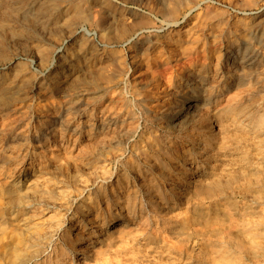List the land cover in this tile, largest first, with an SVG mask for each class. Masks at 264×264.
Masks as SVG:
<instances>
[{
    "label": "rangeland",
    "instance_id": "rangeland-1",
    "mask_svg": "<svg viewBox=\"0 0 264 264\" xmlns=\"http://www.w3.org/2000/svg\"><path fill=\"white\" fill-rule=\"evenodd\" d=\"M23 1L24 0H0V72H3V73L5 72L7 75H9V76H7V78L11 79L10 74H12L14 71L19 70V71H21V74L17 78H15L16 80L14 83H16V82L18 83L19 80H20V82H24V83H27L29 81V83L27 85H23V86L27 87V89L29 90L28 99L25 101V103L24 102L22 103L26 107V109H28L27 114H26L27 116L23 119L22 122H20L19 126L22 128L18 127L17 128L18 131L16 130L15 133L16 132L19 133L20 134L19 137L21 136V134H22V136L26 135V136H30L31 138L37 137V139H35V140L33 139L31 141L33 148H31L30 153L31 154L42 153L41 154L42 161H40L39 167L40 168L47 167L48 165H50L52 163L61 162V161H63L65 163L66 167L68 166L67 167L68 170H67V168L65 169V167H64L62 169L63 171H61V169L60 170L58 169V171L53 170L54 173L52 171L51 173L48 174V178H51L52 181L55 180L56 183L58 184V187H56L54 194H53L54 196L52 198H55L56 196H57V199L59 198L60 192L58 190H60V189L61 190L64 189L62 191L60 190L61 193L62 192L66 193L68 189H71L70 191L68 190V192H67V194H70V193L71 194L66 197L68 208L67 207H66V209L62 208L59 205V203L57 202L58 200L56 201L57 203L55 205L57 207L54 208L55 210L53 212L55 214L57 212H60L57 214H60L58 216L63 218V220H62L63 226L60 229V231L58 232L59 235H57V237H55L56 240L54 239L52 246L49 247V250H52L53 248H57L55 250L60 251L61 248L63 247L64 243H68L70 239L78 240L83 236L87 237V236L91 235L89 233V231H90L89 228L91 227V224L95 220L103 221L104 218H110L112 216V214L110 213V210H111L110 207H112V203L115 199H122L123 196H127V195H133V198L136 197L135 199H138V201L139 200L145 201V198L148 197V195H149V197H154V199L157 198L156 196H153V194H154L153 192L152 193L146 192V188L150 184H154V183L156 185V188H158L157 183L159 182L160 176L163 173L164 168L165 169L167 168L168 170L171 168L170 171H172V175H174V176H171L170 178L173 181H170V183H168L165 186L163 184H160L159 185L160 190L157 189L158 193L163 194L164 192H166L168 190L166 193L169 192V194H170L171 193L170 192L171 182L177 181L179 179H186L185 181L187 182L188 185L186 187H184L185 189L182 188L183 191L181 189H175L173 191V193L170 194V199H168L169 203L166 204L167 203L166 202L163 207H160L159 212H154L152 214V211L147 209L148 211L144 214V216H139L140 215L139 213L136 214V216H135L136 218L133 217L134 223H132L130 225V230L126 231L125 233L123 231L115 230V228H111L109 230L110 232L106 233L108 236L107 235L101 236L99 241H95V242L93 241L92 243L88 241V246L90 248H92V249L94 248V250L98 249L97 250V251H99L98 257L100 259H102L103 261L99 260L95 255L83 256V254H81L79 252H74L70 257L67 258L66 264H82V261H83V264H93V263L95 264L96 260L98 262L97 264H101V263H103V264H107V263L108 264H111V263L112 264H120L121 262H123L121 264H195V263L196 264H237L239 261H241V262H239L238 264H264V260H263L264 259V231H263V233L261 231H260V233H257L259 231H257L256 229H254L252 226L248 225V223H247L248 218H250L251 215H252V217L258 216V217H261L264 219V188L262 187V185L264 186V184H263L264 183V177H263L264 174L260 173V172L264 171V162H263L264 157L258 156L259 154L264 156V154H263L264 153V146H263V144H264V133H263L264 126H260V125L256 124L255 120H254L255 115L258 116L264 112V42H263L264 41V0H260V1L259 0H252V1L251 0H245L246 2L242 1V0H225V1L224 0H222V1L221 0H214V1L213 0H210V1L205 0V1H202L201 4L199 5V8H200L199 9L200 10L199 15H198V17H194L193 23H191V26L192 25L194 26L196 24V23L194 24L195 20H197V22L204 20V23L202 24V25H204V28L202 25H200L196 29V31H197L196 34L201 37V42H200V44H196L197 46L195 45L196 48H193L192 50H189L185 53H184V51H182V53L180 55H179V51H178L179 49L176 46H174V44H172V41H170L169 36L163 35V32H164V34L165 33L169 34V33H174L178 30L181 31V29L185 28V27H183V24L187 23V21L184 22L185 16H183L182 14H180L177 17V19H178L177 23L178 24L180 23L181 25H178L175 22L173 23L174 19H172L171 17L166 15V11L172 5V0H150V1L149 0H109L110 2H112V5H113L111 7H106L105 3H103L106 0H83L81 6L84 9V13H86V17H84L83 19L78 18V15L76 13L77 11H76L74 5H72L73 0H41V1L40 0H38V1L37 0H25L24 2ZM53 1H55L56 4L51 5L50 3ZM101 4H103L105 7L102 8ZM165 4H166V6H165ZM6 6H8V7H6ZM164 7L165 8L167 7V8L165 9ZM3 8L4 9L6 8L5 9L6 12L3 11ZM208 9H209V11H210V9L211 10L216 9L218 11H223L221 14L218 15V17L224 16V20L227 22L229 21V23L224 24V28L226 30L225 33L222 32V33H218L217 35L212 34V28H210L211 25L209 27V24H210V21L212 18L210 19V18L206 17L207 12H209ZM40 10H42V11H40ZM128 10H129V12H128ZM52 11H53V13H52ZM117 11L119 14L117 13ZM195 12L196 11H194V14H195ZM236 13H238V14H236ZM103 14H105V15H103ZM43 16H45V17H43ZM137 16H139V17H137ZM71 17H72V20H71ZM40 18H42V19H40ZM75 19H76V21H75ZM254 20L261 21V24L258 26V28L257 27L255 28V31H254L255 33H251V31H250L251 29H249V28L251 27V23ZM77 21H78V23H77ZM242 22H243V24H241ZM248 23H249V25H248ZM238 24H240V25H238ZM242 25H243V27H242ZM230 26H232V27H230ZM121 27L127 28V30H129L128 31L129 33L127 34L126 40L121 43L122 45L120 43L119 44L116 43L117 42L116 38H118L116 34H118L119 30L122 29ZM181 27H183V28H181ZM108 29H110V31ZM153 29H154V31H153ZM171 29L173 32L171 31ZM229 29L231 31H228ZM233 31L235 34L231 39L234 40V43L236 46H238V45L242 46L246 42V44H248V46L252 48L251 49L252 52L249 51L247 53V56L244 58L248 64L249 63L251 64V62H252L250 67L244 66L245 64H241V61H242L241 51L239 52L235 48L232 49L229 45V43L231 41L230 42H228V41L231 39L229 37H227V35H229L230 33H233ZM115 32H116V34H115ZM74 33H77L76 36ZM157 34H160V41L159 42H155V38H156ZM72 35H74V36L72 37ZM82 35L84 36V38ZM260 35H261V37H260ZM251 36H253V38ZM106 38H109V39H106ZM258 38L262 40V43L257 42ZM85 39H87V40H85ZM239 39H240V41H239ZM83 44H84V46H83ZM110 45H111V47H110ZM41 46H43L44 48L49 47L51 50L50 51V53H51L50 58L48 60H46V62L44 60H42V54L40 51ZM96 46H97V48H96ZM208 47H210V48H208ZM162 49H164V50H162ZM196 50H198V51H196ZM231 50H232V52H231ZM96 51H98V52H96ZM174 51H175V53H174ZM228 51H230V52H228ZM254 52H256V53H254ZM104 53H105V55H104ZM171 53H172V55H171ZM100 55H101V57H100ZM114 55H116V57ZM211 55H212V57H211ZM78 58H79V60H78ZM256 58H258V59H256ZM115 61H117V62H115ZM213 61H214V63H213ZM150 62H152V63H150ZM259 62H260V64H259ZM122 63H124V64H122ZM220 63H221V65H219ZM105 65H107V66L104 67ZM110 65H112V66H110ZM253 65H254V67H253ZM100 66H101V68H100ZM121 68H123V70ZM249 71H253V72L251 73ZM102 74H104V75H102ZM242 74H244V75H242ZM227 75H229V76H227ZM120 76H121V78H120ZM225 76H227V77H225ZM81 77H83V78H81ZM100 78H101V80H100ZM252 78H254L255 80ZM72 79L74 80V82ZM261 79H263V80H261ZM209 80L212 82H210ZM9 82H11V81H9ZM57 82H59V83H57ZM61 82H63V83H61ZM87 82H92V83H87ZM81 84H84V86ZM86 84H87V87H86ZM63 85H65V86H63ZM178 85H179V87H178ZM177 88H178V90H177ZM83 89H85V90H83ZM257 89H259V90H257ZM248 90H249V92H248ZM108 91H109V93H107ZM224 91H226V92H224ZM36 92H38V93H36ZM176 92L177 93L179 92V93L177 94ZM56 93H58V94H56ZM256 94H257V97L259 99L256 98ZM51 96H52V98H51ZM54 96H55V98H54ZM241 96H242V98H241ZM68 98H70V99H68ZM76 98H77V100H75ZM126 98H128V99H126ZM66 99H68V102H69V103L67 102V104L65 101ZM59 100L61 101L60 107H59L60 109L55 110L54 104L59 102ZM100 100H102V101H100ZM113 101H115V102H113ZM187 101H189V102H187ZM245 101H247V102H245ZM112 103H114V104H112ZM226 103H236L237 106H234L233 112L229 113L227 120L225 119V121H224V123H226V125H228L230 127L228 133L222 134V138L224 137L223 140L225 142V143H223L224 147L219 148V149L212 147L211 150H212L214 156L209 161L207 158V155L205 154L206 151L203 148L201 149L202 145L200 144V140L202 138L204 141L208 140L207 143H209V141L210 142L213 141L212 137L209 136L208 134H206L205 136L202 134L210 132V120L212 118H215V115L220 111V108L222 110ZM246 103H247V105H245ZM250 103H252V104H250ZM84 104H86V105H84ZM192 104H196L195 109L189 113L192 115L189 116V114H187L188 118L186 115V116H181L178 119H174L176 114H179V112L182 109H185L188 106L190 107ZM68 105L72 106V107H69ZM73 105H74V107H73ZM115 105H116V108H115ZM170 105L172 106V108H170L171 107ZM104 106H107V107H104ZM248 106L250 109L248 108ZM76 107H78V108H76ZM81 107H83V108H81ZM133 107H134V109H133ZM174 107H175V109H174ZM97 108H98V110H97ZM215 108H216V110H215ZM44 109H45V111H44ZM178 109H180V110H178ZM202 112H203V114H202ZM114 113H115V115H114ZM121 113H122V115H121ZM156 113L158 115H156ZM70 114H72V115H70ZM123 115H124L125 120L123 118ZM154 115H156V116H154ZM246 115H248V117ZM210 116H211V118H210ZM245 116L247 118H245ZM153 117L155 120L153 119ZM158 117H159V119H158ZM70 118H71V120H70ZM145 118H147V119H145ZM160 118L162 119L161 121H160ZM43 119H45V120H43ZM100 119L102 121H100ZM129 119H130V121H129ZM165 119H166V121H165ZM242 119H243V121H242ZM152 121L153 122L155 121V122L152 123ZM129 122L131 124L130 126H129ZM174 122H177V123L174 124ZM181 122H182V124H181ZM245 122H247V123H245ZM127 124H128V126H127ZM229 124H231V125H229ZM86 125H87V127H85ZM168 125H169V127H168ZM186 127H187V129H186ZM155 128H157V129H155ZM252 128H254V129H252ZM88 129L89 130L94 129L96 133H98V131L102 132L103 130L106 133L109 132L108 133V139L112 140L111 141L112 146L108 147V153L103 155V157L101 156L102 159L100 158L101 160L98 163L99 165L96 167L88 166L86 163H85L86 164V166H85L81 162L80 163H74L75 157H76V156L74 157V155L76 154L75 153L76 151H79L80 153H82L83 151L87 152V151L93 149V144L88 143V142H90V140L92 138L91 139H85L86 132H88L87 131ZM135 129H137V130H135ZM152 129H154V131ZM171 129H173V130H171ZM160 130H161V132H160ZM192 130H193V132H192ZM214 130H217L216 125H213L212 131H214ZM62 132H64V133H62ZM189 132H191V133H189ZM253 132H255V133H253ZM244 133L247 136L246 138L241 137L242 134H244ZM82 134H84L85 136ZM174 134H176V135H174ZM227 134H229V136H226ZM257 134H258V136H257ZM113 135H115V137ZM144 135L147 137H145ZM176 136H178V137H176ZM256 136H257V138L259 137L258 138L259 143L256 140L257 139ZM260 136H261V140H260ZM110 137H112V138H110ZM72 138H73V140H72ZM146 138L148 140H146ZM183 138H185V139H183ZM188 138H190L191 140ZM170 139H171V141H170ZM87 140H88V142H87ZM47 141L49 144L47 143V146L44 145L45 146L44 147L43 144H44V142H47ZM246 141L247 142L249 141V142L247 143ZM262 141H263V143H262ZM117 142H119V143L117 144ZM133 143H134V145H133ZM152 143H154V144H152ZM160 143L164 145L163 148L160 147ZM72 144L74 146H72ZM61 145H63V146H61ZM69 145H70V148H69ZM19 146L21 147V149H24V146H22V144H19ZM182 146H183V148H182ZM64 147H66V148H64ZM121 147H122V150H121ZM140 147H142V148H140ZM254 147H257V148H254ZM76 148H78V149L76 150ZM83 148H84V150H83ZM65 149H67V150H65ZM177 149H178V151H177ZM54 150H55V152H54ZM135 150H136V152H133ZM56 151H58V152H56ZM65 151H67V152H65ZM113 151H117V152L120 151V152H118L119 157L118 156L113 157L111 155V152H113ZM147 151H149V152H147ZM257 151H258V153H257ZM173 152H174V154H173ZM175 152L178 154H175ZM191 152H194L195 154L194 153L192 154ZM252 152H253V154H252ZM141 154L144 156V158H143V156H141ZM165 154H166V156H165ZM148 156H150V157H148ZM181 157L184 159H182ZM195 157H196L197 161H195ZM259 157H261V158H259ZM66 158L68 161L66 160ZM172 158L174 159L175 162L173 161ZM257 158H258V160H257ZM145 159H146V161H145ZM252 159H254V160H252ZM176 160H178V161H176ZM103 161L104 162L106 161L105 163H107L106 164L107 166L104 165L105 163ZM194 161L198 162V163L193 165ZM246 161H247V163H246ZM138 162L141 164H139ZM154 162H156V163H154ZM160 162H162V163H160ZM189 162H190V164H189ZM232 162H233V164H232ZM243 162H244V164H243ZM241 163H242V165H241ZM257 163L259 164V166ZM70 164H72V165L70 166ZM161 164H163L164 166ZM181 164H184L186 166L189 165L187 167L191 166V169H189L188 173H187L188 176L187 175H181L180 176L179 174H177L178 169L181 167ZM122 165L123 166L125 165V166L123 167ZM100 166L102 168H100ZM116 166H117V168H116ZM141 166H142V168H141ZM11 167H12V171H13L14 166L11 165L10 168ZM206 168H208V169H206ZM77 169H79V171ZM99 169L108 170L107 173H108L109 177H104L102 172ZM225 169H226V171H225ZM245 169H246V172H245ZM247 169H248V171H247ZM258 169H260V170H258ZM145 170H146V172H145ZM174 170H176V171H174ZM194 170H195V172H194ZM200 170H202V172ZM236 170L237 171L239 170L240 173H238ZM252 170H253V172H252ZM2 171L3 170L0 168V173ZM86 171H88V172H86ZM95 171H96V174L94 173ZM118 171H119V174H118ZM249 171H250V173H248ZM68 172H69V174H68ZM75 172H77V173H75ZM112 172H113V174H112ZM241 172H242V177H241ZM56 173H57V175H56ZM154 173H155V175H154ZM230 173L233 176H231ZM254 174H256L257 176H255ZM69 175H71V176H69ZM234 175H235V177H234ZM18 176L16 178L19 181L21 179L23 180V178L24 179L28 178L30 176V174L26 173V171H25V172H23L22 175L20 172ZM61 176L63 177L62 179H60ZM88 176L91 177L88 186L86 187V189L84 190V192L82 194L78 195L76 193V187L78 184L74 183V180L77 179L76 177H78V178L84 177L82 179H88L89 178ZM98 176H100V177H98ZM198 176L200 179L199 180L200 182L198 181V183H200V184L202 183V184H204V186L206 185L205 188L196 189L193 184H192L193 186L189 185V184H191L190 182H194L193 179L195 180V178H198ZM200 176H203V177H200ZM228 176H230L231 178ZM236 176H238V178ZM205 177H207V178H205ZM208 177H211V178H208ZM241 178H243V179H241ZM260 178H262V179H260ZM63 179H64V181H63ZM149 179H150V181H149ZM256 179H257L258 183H260V190H259V186H258V188L252 192H241V191H243V186L244 187L246 186V183H249L251 181L257 182V181H255ZM61 180H62V182H61ZM202 180H203V182H202ZM261 180H262V183H261ZM68 182H69V184H68ZM146 182L149 184L147 185ZM215 182H217V183H215ZM70 183H72V184H70ZM136 183L139 184L140 186L137 185ZM66 184H68V186H70V185L71 186L67 188ZM98 184L101 185V187ZM106 184H107V186H106ZM222 184H223V186H222ZM240 184H242V185H240ZM63 186H65V187H63ZM207 186H209V187H207ZM111 188L114 189V191L110 190ZM144 188H145V190H144ZM213 188H214V191H213ZM77 189H78V187H77ZM91 190H92V192H91ZM211 190L213 193L211 192ZM235 190L237 193L235 192ZM110 191H112V192H110ZM85 192H87V193H85ZM133 193H135L136 195ZM204 194H206V195H204ZM242 194L245 196L247 194V196L245 197ZM225 195H227V196H225ZM90 196L92 197L93 200L90 198ZM100 197H103L104 201H103V198H100ZM113 197H115V199ZM105 198H106V200H105ZM72 199H74V200H72ZM157 199H159L158 200L159 202H161L160 200H162L160 198H157ZM186 199L189 201H187ZM107 200H108V202H107ZM109 200H111V201H109ZM191 200H192V202H191ZM81 201H83L82 202L83 204L81 203ZM99 201L102 203H100ZM105 202L107 203L108 206L106 205ZM247 207L249 209L251 207V209L247 210L246 209ZM57 208H58V210H57ZM161 208H162V210H161ZM176 208H178V209H176ZM255 209H257V210H255ZM122 210L119 213L121 215L127 216L126 211L124 209H122ZM174 210H176V211H174ZM244 210L247 212H245ZM55 211H57V212H55ZM50 212L46 215V217L50 216L53 213V212L52 213H50ZM243 212H244V214H243ZM248 212H250V213H248ZM80 213H81V215H79ZM177 213H179V214H177ZM241 213L243 215H241ZM259 213H261V214L258 215ZM160 214H162V215H160ZM171 214H173L174 216ZM248 214H250V216ZM154 215L156 217H154ZM165 215H167V216H165ZM169 215H170V217H169ZM91 216L92 217L94 216V217L92 218ZM242 216L244 217V221H243ZM238 217L242 221L239 220ZM52 218L53 217H51L50 219H52ZM89 218H90V220H89ZM94 218H95V220H94ZM164 218H165V220H164ZM177 218H179V219H177ZM245 218H247V219L245 220ZM171 219H172V221H171ZM173 219L176 222H174ZM143 220H145V221H143ZM147 220H150V221H147ZM156 220H157V222H156ZM163 222H165V223L163 224ZM162 224H163V226H162ZM77 225H78V227H77ZM169 226H171V227H169ZM81 228H83V229H81ZM160 228L162 231L159 230ZM168 228H169V231H168ZM176 228H178V230H176ZM206 228H207V230H206ZM208 228H209V230H208ZM242 228H243V230H242ZM165 229H166V231H165ZM199 229L201 231H199ZM179 230H181V231H179ZM118 231H119V233H118ZM140 231H141V233H140ZM170 231L172 233H169ZM193 232H194V234H193ZM116 233L118 235L120 234V237L118 235H116ZM155 233H157V235ZM252 233L254 236L252 235ZM261 233H262V235H261ZM154 234H155V236H154ZM210 234H212V235H210ZM249 234H251V235H249ZM259 234H260V237H259ZM65 235H68V237ZM78 235H80V237ZM201 236H203V237H201ZM210 236H212V237H210ZM230 236H231V238L229 239L228 237H230ZM249 236H251V237H249ZM256 236H258L257 239H256ZM104 237L105 238L107 237V238L105 239ZM253 237H255V238H253ZM96 238H98V237H94V239H96ZM103 238H104V240H103ZM149 238H150V240H149ZM203 238H205V239H203ZM216 238H217V240L218 239L219 240L216 241L215 240ZM65 239H67V241ZM125 239H127L126 243H125ZM225 240H226V243H225ZM254 240H256V241H254ZM117 241H119V242H117ZM229 241H231V243ZM252 241H254L255 243H253ZM142 242H144V243H142ZM256 242H259V243H256ZM85 243H87V242H85ZM128 243H130V244H128ZM56 244L58 245V247ZM258 244H260V247H258ZM122 245H125V247H123ZM143 245H144V247H143ZM128 246H130V247H128ZM139 246H141V247H139ZM206 246H208V248ZM116 247L117 248L119 247V248L117 249ZM205 248H207V250H209V251H206ZM209 248H211V249H209ZM163 251H164V253H163ZM161 252H162V255H161ZM180 252H181V254H180ZM100 253H101V255H100ZM107 253H109V254H107ZM118 253L120 255H118ZM128 253H130V254H128ZM131 253L134 255H132ZM145 254H147V255H145ZM177 256H178V258H177ZM77 257L79 258V260ZM91 257H94V259ZM105 258L107 261L109 260L110 262L105 261ZM111 258H115V259L111 260ZM121 258H122V260L120 261ZM123 258L126 259V262H124L125 260ZM240 258H241V260H240ZM242 258H243V260H242ZM42 260H43V258L39 259L38 261L41 262ZM87 260H89L91 263L88 262ZM237 260H239V261H237ZM100 261H101V263H100ZM115 262H118V263H115ZM231 262H233V263H231ZM254 262H256V263H254Z\"/></svg>",
    "mask_w": 264,
    "mask_h": 264
},
{
    "label": "bare ground",
    "instance_id": "bare-ground-1",
    "mask_svg": "<svg viewBox=\"0 0 264 264\" xmlns=\"http://www.w3.org/2000/svg\"><path fill=\"white\" fill-rule=\"evenodd\" d=\"M25 1V0H24ZM23 1V2H24ZM38 1V0H37ZM41 1V0H40ZM150 1V0H149ZM202 1H205V0H172V5L168 8V10L166 11V15L167 16H169V17H171L172 19H174V21H173V23L175 22V23H177V21H178V19H177V17L180 15V14H182L183 16H185V21L184 22H186L187 21V23H185V24H183V27H185L184 29H181V31L180 30H178V31H176V32H174V33H165L164 34V32H163V35L165 36H169V38H170V41H172V44H174V46H176L179 50V55L182 53V51H184V53L185 52H187V51H189V50H192L193 48H196L195 47V45L196 44H200V42H201V37L199 36V35H197L196 33H197V31H196V29H197V27L198 26H200V25H202L203 23H204V20L203 21H199V22H197V20H195L194 21V26L192 25L191 26V23H193V18L194 17H198V15H199V13H200V8H199V5L201 4V2ZM210 1V0H209ZM214 1V0H213ZM222 1V0H221ZM225 1V0H224ZM223 1V2H224ZM242 1H245V0H242ZM252 1V0H251ZM260 1V0H259ZM82 2H83V0H73L72 1V5H74V7H75V9H76V13H77V15H78V18H84V17H86V13H84V9L82 8ZM90 2V1H89ZM103 2V1H102ZM246 2V1H245ZM4 3V2H3ZM103 3H105V5H106V7H111V6H113L112 5V2H110L109 0H106L105 2H103ZM141 3V2H140ZM156 3V2H155ZM171 3V2H170ZM244 3V2H243ZM263 3V2H262ZM41 4V3H40ZM51 5H54V4H56V2L55 1H53V2H51L50 3ZM216 4V3H215ZM236 4V3H235ZM245 4V3H244ZM255 4V3H254ZM257 4V3H256ZM9 5V4H8ZM43 5V4H42ZM45 5V4H44ZM49 5V4H48ZM88 5V4H87ZM149 5V4H148ZM231 5V4H230ZM12 6V5H11ZM10 6V7H11ZM62 6V5H61ZM60 6V7H61ZM159 6V5H158ZM165 6H166V4H165ZM219 6V5H218ZM226 6V5H225ZM240 6V5H239ZM256 6V5H255ZM6 7H8V6H6ZM9 7V8H10ZM41 7V6H40ZM46 7V6H45ZM48 7V6H47ZM101 7L103 8V7H105L103 4H101ZM120 7V6H119ZM156 7V6H155ZM257 7V6H256ZM39 8V7H38ZM56 8V7H55ZM62 8V7H61ZM161 8V7H160ZM165 8V7H164ZM167 8V7H166ZM165 8V9H166ZM235 8V7H234ZM255 8V7H254ZM6 9V8H5ZM5 9L3 8V11H5ZM51 9V8H50ZM59 9V8H58ZM71 9V8H70ZM87 9V8H86ZM112 9V8H111ZM220 9V8H219ZM103 10V9H102ZM101 10V11H102ZM127 10V9H126ZM237 10V9H236ZM235 10V11H236ZM242 10V9H241ZM254 10V9H253ZM8 11V10H7ZM40 11H42V10H40ZM104 11V10H103ZM113 11V10H112ZM194 11H196L195 12V14H194ZM208 11H209V9H208ZM240 11V10H239ZM251 11V10H250ZM256 11V10H255ZM260 11V10H259ZM262 11V10H261ZM6 12V11H5ZM50 12V11H49ZM128 12H129V10H128ZM149 12V11H148ZM160 12V11H159ZM223 11H218V10H216V9H214V10H211L210 9V11L209 12H207V14H206V17H208V18H212L211 19V21H210V24H209V27H210V25H211V27L210 28H212V34L213 35H217L218 33H222V32H226V30H225V28H224V24L225 23H229V21L227 22V21H225L224 20V16H222V17H218V15L219 14H221ZM226 12V11H225ZM52 13H53V11H52ZM117 13H118V11H117ZM116 13V14H117ZM203 13V12H202ZM252 13V12H251ZM257 13V12H256ZM47 14V13H46ZM49 14V13H48ZM89 14V13H88ZM119 14V13H118ZM140 14V13H139ZM147 14V13H146ZM234 14V13H233ZM236 14H238V13H236ZM240 14V13H239ZM246 14V13H245ZM263 14V13H262ZM40 15V14H39ZM45 15V14H44ZM103 15H105V14H103ZM148 15V14H147ZM242 15V14H241ZM247 15V14H246ZM41 16V15H40ZM146 16V15H145ZM152 16V15H151ZM150 16V17H151ZM43 17H45V16H43ZM75 17V16H74ZM91 17V16H90ZM120 17V16H119ZM137 17H139V16H137ZM227 17V16H226ZM77 18V19H78ZM242 18V17H241ZM252 18V17H251ZM263 18V17H262ZM40 19H42V18H40ZM105 19V18H104ZM152 19V18H151ZM177 19V20H176ZM70 20V19H69ZM71 20H72V17H71ZM113 20V19H112ZM111 20V21H112ZM181 20V19H180ZM231 20V19H230ZM240 20V19H239ZM244 20V19H243ZM75 21H76V19H75ZM79 21V20H78ZM78 21H77V23H78ZM122 21V20H121ZM80 22V21H79ZM120 22V21H119ZM183 22V23H184ZM232 22V21H231ZM245 22V21H244ZM96 23V22H95ZM105 23V22H104ZM122 23V22H121ZM164 23V22H163ZM235 23V22H234ZM82 24V23H81ZM178 24V23H177ZM208 24V23H207ZM232 24V23H231ZM241 24H243V22L241 23ZM247 24V23H246ZM261 24V21H257V20H254L252 23H251V27L249 28V29H251L250 31H251V33H255L254 31H255V28L257 27L258 28V26ZM73 25V24H72ZM95 25V24H94ZM107 25V24H106ZM178 25H181L180 23L178 24ZM206 25V24H205ZM238 25H240V24H238ZM248 25H249V23H248ZM111 26V25H110ZM115 26V25H114ZM117 26V25H116ZM119 26V25H118ZM126 26V25H125ZM124 26V27H125ZM203 26V28H204V25H202ZM207 26V25H206ZM227 26V25H226ZM235 26V25H234ZM75 27V26H74ZM84 27V26H83ZM104 27V26H103ZM132 27V26H131ZM183 27H181V28H183ZM230 27H232V26H230ZM229 27V28H230ZM240 27V26H239ZM242 27H243V25H242ZM246 27V26H245ZM76 28V27H75ZM82 28V27H81ZM113 28V27H112ZM111 28V29H112ZM122 28V27H121ZM146 28V27H145ZM150 28V27H149ZM209 28V29H210ZM28 29V28H27ZM129 29V28H128ZM151 29V28H150ZM109 31H110V29H108ZM158 30V29H157ZM166 30V29H165ZM77 31V30H76ZM75 31V32H76ZM129 30H127V28H122V29H120L119 30V32H118V34H116V32H115V34L117 35V37L118 38H116L117 39V42L116 43H122L123 41H125L126 40V37H127V34L129 33L128 32ZM153 31H154V29H153ZM171 31H172V29H171ZM170 31V32H171ZM228 31H231L230 29L228 30ZM241 31V30H240ZM72 32V31H71ZM103 32V31H102ZM146 32V31H145ZM173 32V31H172ZM237 32V31H236ZM239 32V31H238ZM244 32V31H243ZM261 32V31H260ZM111 33V32H110ZM176 33V34H175ZM75 34V36H76V34L77 33H74ZM205 34V33H204ZM227 34V33H226ZM234 31H233V33H230L229 35H227V37H229L230 39L234 36ZM240 34V33H239ZM247 34V33H246ZM241 35V34H240ZM16 36V35H15ZM74 35H72V37H73ZM83 36V35H82ZM115 36V35H114ZM209 36V35H208ZM226 36V35H225ZM206 37V36H205ZM211 37V36H210ZM223 37V36H222ZM241 37V36H240ZM252 38H253V36H251ZM260 37H261V35H260ZM83 38H84V36H83ZM209 38V37H208ZM106 39H109V38H106ZM113 39V38H112ZM203 39V38H202ZM85 40H87V39H85ZM115 40V39H114ZM209 40V39H208ZM207 40V41H208ZM132 41V40H131ZM144 41V40H143ZM160 41V34H157L156 35V38H155V42H159ZM213 41V40H212ZM231 41V42H230ZM239 41H240V39H239ZM242 41V40H241ZM90 42V41H89ZM114 42V43H115ZM142 42V41H141ZM228 42H230L229 43V45H230V47L233 49V48H235L237 51H241V54H242V61H241V64H245L244 66H249L250 67V65L252 64V62H251V64L249 63H247L246 62V60L244 59L246 56H247V53L249 52V51H251V47H249L248 46V44H246V42L244 43V45H242V46H236L235 45V43H234V40L233 39H231V40H229ZM238 42V41H237ZM249 42V41H248ZM257 42L258 43H262V40L261 39H259L258 38V40H257ZM264 42V41H263ZM83 43V42H82ZM93 43V42H92ZM226 43V42H225ZM255 43V42H254ZM86 44V43H85ZM94 44V43H93ZM108 44V43H107ZM129 44V43H128ZM155 44V43H154ZM246 44V45H245ZM251 44V43H250ZM82 45V44H81ZM122 45V44H121ZM127 45V44H126ZM157 45V44H156ZM165 45V44H164ZM260 45V44H259ZM47 46V45H46ZM83 46H84V44H83ZM82 46V47H83ZM142 46V45H141ZM144 46V45H143ZM197 46V45H196ZM221 46V45H220ZM255 46V45H254ZM52 47V46H51ZM110 47H111V45H110ZM147 47V46H146ZM169 47V46H168ZM227 47V46H226ZM229 47V46H228ZM258 47V46H257ZM262 47V46H261ZM85 48V47H84ZM93 48V47H92ZM96 48H97V46H96ZM100 48V47H99ZM131 48V47H130ZM151 48V47H150ZM156 48V47H155ZM199 48V47H198ZM208 48H210V47H208ZM223 48V47H222ZM221 48V49H222ZM230 48V49H231ZM244 48V49H243ZM82 49V48H81ZM89 49V48H88ZM102 49V48H101ZM107 49V48H106ZM110 49V48H109ZM112 49V48H111ZM140 49V48H139ZM176 49V48H175ZM220 49V50H221ZM228 49V48H227ZM258 49V48H257ZM263 49V48H262ZM93 50V49H92ZM104 50V49H103ZM160 50V49H159ZM162 50H164V49H162ZM195 50V49H194ZM200 50V49H199ZM260 50V49H259ZM40 51H41V54H42V60H44L45 62H46V60H48L49 58H50V55H51V53H50V48L49 47H43V46H41V48H40ZM102 51V50H101ZM113 51V50H112ZM196 51H198V50H196ZM207 51V50H206ZM263 51V50H262ZM55 52V51H54ZM92 52V51H91ZM96 52H98V51H96ZM108 52V51H107ZM151 52V51H150ZM169 52V51H168ZM171 52V51H170ZM192 52V51H191ZM190 52V53H191ZM228 52H230V51H228ZM231 52H232V50H231ZM234 52V51H233ZM252 52V51H251ZM94 53V52H93ZM162 53V52H161ZM174 53H175V51H174ZM183 53V54H184ZM189 53V54H190ZM254 53H256V52H254ZM79 54V53H78ZM123 54V53H122ZM158 54V53H157ZM168 54V53H167ZM211 54V53H210ZM224 54V53H223ZM99 55V54H98ZM104 55H105V53H104ZM155 55V54H154ZM171 55H172V53H171ZM236 55V54H235ZM262 55V54H261ZM6 56V55H5ZM115 57H116V55H114ZM177 56V55H176ZM182 56V55H181ZM185 56V55H184ZM210 56V55H209ZM229 56V55H228ZM237 56V55H236ZM239 56V55H238ZM89 57V56H88ZM98 57V56H97ZM100 57H101V55H100ZM105 57V56H104ZM122 57V56H121ZM154 57V56H153ZM169 57V56H168ZM211 57H212V55H211ZM230 57V56H229ZM251 57V56H250ZM85 58V57H84ZM119 58V57H118ZM117 58V59H118ZM144 58V57H143ZM151 58V57H150ZM177 58V57H176ZM259 58V57H258ZM258 58H256V59H258ZM116 59V58H115ZM154 59V58H153ZM173 59V58H172ZM219 59V58H218ZM227 59V58H226ZM78 60H79V58H78ZM82 60V59H81ZM171 60V59H170ZM208 60V59H207ZM88 61V60H87ZM92 61V60H91ZM155 61V60H154ZM163 61V60H162ZM255 61V60H254ZM253 61V62H254ZM99 62V61H98ZM115 62H117V61H115ZM121 62V61H120ZM125 63V62H124ZM124 63H122V64H124ZM150 63H152V62H150ZM208 63V62H207ZM211 63V62H210ZM213 63H214V61H213ZM112 64V63H111ZM115 64V63H114ZM212 64V63H211ZM248 64V65H247ZM259 64H260V62H259ZM108 65V64H107ZM107 65H105L104 67H106ZM129 65V64H128ZM219 65H221V63L219 64ZM230 65V64H229ZM263 65V64H262ZM110 66H112V65H110ZM114 66V65H113ZM117 66V65H116ZM197 66V65H196ZM212 66V65H211ZM243 66V67H244ZM119 67V66H118ZM213 67V66H212ZM217 67V66H216ZM223 67V66H222ZM233 67V66H232ZM253 67H254V65H253ZM100 68H101V66H100ZM126 68V67H125ZM128 68V67H127ZM130 68V67H129ZM224 68V67H223ZM229 68V67H228ZM227 68V69H228ZM234 68V67H233ZM261 68V67H260ZM122 70H123V68H121ZM213 69V68H212ZM219 69V68H218ZM262 69V68H261ZM105 70V69H104ZM92 71V70H91ZM101 71V70H100ZM129 71V70H128ZM216 71V70H215ZM228 71V70H227ZM90 72V71H89ZM104 72V71H103ZM127 72V71H126ZM248 72V71H247ZM249 72H253V71H249ZM68 73V72H67ZM74 73V72H73ZM195 73V72H194ZM200 73V72H199ZM235 73V72H234ZM256 73V72H255ZM21 74V71H19V70H17V71H14L12 74H10V78L11 79H8L7 78V76H9V75H7L5 72L3 73V72H0V168L3 170L1 173H0V264H66V261H67V258L68 257H70L74 252H79V253H81V254H83V256H91V255H95L99 260H102V259H100L98 256H99V251H97L96 249L94 250V248L92 249V248H90L89 246H88V241L89 242H95V241H99L100 240V237L101 236H105V235H107L106 233L107 232H110L109 230L111 229V228H115V230H119V231H123L124 233L126 232V231H128V230H130V225L132 224V223H134V218H136L135 216H136V214H140L139 216H144V214L148 211V210H150V211H152V214L154 213V212H159L160 211V207H163L164 205H165V203L166 204H168L169 203V201H168V199H170V194H172L173 193V191L175 190V189H181L182 191H183V189L182 188H184V187H186L188 184H187V182L185 181L186 179H179V180H177V181H174V182H171V186H170V194H169V192L168 193H166V192H164L163 194H161V193H158V190L157 189H159L160 190V184H163L164 186L165 185H167L168 183H170V181H173V180H171V176H174V175H172V171H170V169L168 170L167 168L165 169L164 168V171H163V173L161 174V176H160V179H159V182L157 183V187L158 188H156V185H155V183L154 184H150L147 188H146V192H148V193H154L153 194V196H156L157 198H160V199H162V200H160L161 202H159L158 200L159 199H157V198H155L154 199V197H149V195H148V197H146L145 198V201L143 200H139L138 201V199H135V198H133V195H127V196H123V198L122 199H115V197H113L115 200L113 201V203H112V207H110L111 208V210H110V213L112 214V216L110 217V218H104L103 219V221H99V220H95V218H94V222L91 224V227L89 228L90 229V231H89V233L91 234V235H89V236H87V237H85V236H83V237H81L80 239H78V240H73V239H70L69 240V242L68 243H64V245H63V247L61 248V250L60 251H57V250H55V249H57V248H53L52 250H49V247L50 246H52V244H53V241H54V239H55V237H57V235H59L58 234V232L60 231V229L62 228V220H63V218L62 217H60V216H58V215H60V214H57V213H60V212H57V211H55V212H57L56 214L53 212L55 209V207H57L55 204L58 202L59 203V205L62 207V208H65L66 209V207H67V196L68 195H70V194H67V192H68V190L70 191L71 189H68L67 190V192L65 193V192H62L61 193V191L62 190H64V189H60V190H58L59 192H60V194H59V198L57 199V196L55 197V198H52L54 195V191H55V189H56V187H58V184L56 183V181L54 182V181H52L51 180V178H48V174L49 173H51L53 170L55 171V170H57L58 171V169L60 170L61 169V171H63L62 169L65 167V169L68 167H66L65 166V163L63 162V161H61V162H56V163H52V164H50V165H48L47 167H43V168H40L39 166H40V161H42V156H41V154L42 153H40V154H31L30 152H31V148H33L32 146V143H31V141L34 139H37V137H30V136H26V135H24V136H22V134H21V138L19 137V133H15V131L17 130V128L18 127H20L19 125H20V122H22L23 121V119L27 116L26 114H27V111H28V109H26V107L22 104L23 102L25 103V101L28 99V97H29V90L27 89V87H25V86H23V85H27L28 83H29V81L27 82V83H24V82H20V80H19V82L17 83H14L15 82V78H17L19 75ZM69 74V73H68ZM72 74V73H71ZM123 74V73H122ZM232 74V73H231ZM248 74V73H247ZM257 74V73H256ZM102 75H104V74H102ZM196 75V74H195ZM242 75H244V74H242ZM97 76V75H96ZM124 76V75H123ZM139 76V75H138ZM212 76V75H211ZM227 76H229V75H227ZM227 76H225V77H227ZM197 77V76H196ZM69 78V77H68ZM81 78H83V77H81ZM92 78V77H91ZM96 78V77H95ZM120 78H121V76H120ZM216 78V77H215ZM258 78V77H257ZM71 79V78H70ZM193 79V78H192ZM205 79V78H204ZM224 79V78H223ZM234 79V78H233ZM236 79V78H235ZM247 79V78H246ZM252 79H254V78H252ZM73 80V79H72ZM77 80V79H76ZM89 80V79H88ZM100 80H101V78H100ZM106 80V79H105ZM213 80V79H212ZM231 80V79H230ZM241 80V79H240ZM255 80V79H254ZM258 80V79H257ZM261 80H263V79H261ZM9 81H11V82H9ZM44 81V80H43ZM59 81V80H58ZM61 81V80H60ZM120 81V80H119ZM189 81V80H188ZM198 81V80H197ZM210 81V80H209ZM215 81V80H214ZM252 81V80H251ZM13 82V83H12ZM47 82V81H46ZM64 82V81H63ZM63 82H61V83H63ZM73 82H74V80H73ZM77 82V81H76ZM94 82V81H93ZM100 82V81H99ZM98 82V83H99ZM107 82V81H106ZM110 82V81H109ZM196 82V81H195ZM194 82V83H195ZM210 82H212V81H210ZM236 82V81H235ZM240 82V81H239ZM45 83V82H44ZM55 83V82H54ZM57 83H59V82H57ZM79 83V82H78ZM87 83H92V82H87ZM193 83V84H194ZM198 83V82H197ZM216 83V82H215ZM224 83V82H223ZM263 83V82H262ZM227 84V83H226ZM255 84V83H254ZM258 84V83H257ZM261 84V83H260ZM81 85H83L84 86V84H81ZM80 85V86H81ZM112 85V84H111ZM110 85V86H111ZM122 85V84H121ZM218 85V84H217ZM29 86V85H28ZM63 86H65V85H63ZM116 86V85H115ZM125 86V85H124ZM149 86V85H148ZM45 87V86H44ZM86 87H87V84H86ZM106 87V86H105ZM109 87V86H108ZM121 87V86H120ZM178 87H179V85H178ZM227 87V86H226ZM249 87V86H248ZM261 87V86H260ZM56 88V87H55ZM67 88V87H66ZM75 88V87H74ZM81 88V87H80ZM107 88V87H106ZM111 88V87H110ZM243 88V87H242ZM51 89V88H50ZM109 89V88H108ZM118 89V88H117ZM125 89V88H124ZM180 89V88H179ZM182 89V88H181ZM203 89V88H202ZM225 89V88H224ZM245 89V88H244ZM52 90V89H51ZM59 90V89H58ZM66 90V89H65ZM83 90H85V89H83ZM98 90V89H97ZM177 90H178V88H177ZM227 90V89H226ZM250 90V89H249ZM249 90H248V92H249ZM257 90H259V89H257ZM42 91V90H41ZM112 91V90H111ZM141 91V90H140ZM232 91V90H231ZM254 91V90H253ZM127 92V91H126ZM134 92V91H133ZM136 92V91H135ZM142 92V91H141ZM180 92V91H179ZM178 92V93H179ZM224 92H226V91H224ZM243 92V91H242ZM256 92V91H255ZM259 92V91H258ZM262 92V91H261ZM260 92V93H261ZM36 93H38V92H36ZM72 93V92H71ZM93 93V92H92ZM99 93V92H98ZM107 93H109V91L107 92ZM177 93V92H176ZM177 93V94H178ZM184 93V92H183ZM216 93V92H215ZM218 93V92H217ZM56 94H58V93H56ZM122 94V93H121ZM138 94V93H137ZM136 94V95H137ZM201 94V93H200ZM92 95V94H91ZM106 95V94H105ZM109 95V94H108ZM119 95V94H118ZM133 95V94H132ZM135 95V96H136ZM218 95V94H217ZM226 95V94H225ZM237 95V94H236ZM240 95V94H239ZM41 96V95H40ZM58 96V95H57ZM82 96V95H81ZM80 96V97H81ZM182 96V95H181ZM224 96V95H223ZM260 96V95H259ZM59 97V96H58ZM63 97V96H62ZM61 97V98H62ZM69 97V96H68ZM79 97V96H78ZM101 97V96H100ZM127 97V96H126ZM180 97V96H179ZM199 97V96H198ZM262 97V96H261ZM51 98H52V96H51ZM54 98H55V96H54ZM87 98V97H86ZM95 98V97H94ZM102 98V97H101ZM112 98V97H111ZM125 98V97H124ZM133 98V97H132ZM137 98V97H136ZM241 98H242V96H241ZM253 98V97H252ZM256 98H258L257 97V94H256ZM68 99H70V98H68ZM68 99H66L65 101H66V104H67V102H68ZM81 99V98H80ZM122 99V98H121ZM126 99H128V98H126ZM176 99V98H175ZM187 99V98H186ZM191 99V98H190ZM201 99V98H200ZM246 99V98H245ZM259 99V98H258ZM72 100V99H71ZM75 100H77V98L75 99ZM99 100V99H98ZM103 100V99H102ZM102 100H100V101H102ZM114 100V99H113ZM120 100V99H119ZM118 100V101H119ZM189 100V99H188ZM193 100V99H192ZM196 100V99H195ZM225 100V99H224ZM55 101V100H54ZM74 101V100H73ZM72 101V102H73ZM83 101V100H82ZM89 101V100H88ZM109 101V100H108ZM217 101V100H216ZM255 101V100H254ZM259 101V100H258ZM52 102V101H51ZM64 102V101H63ZM92 102V101H91ZM113 102H115V101H113ZM187 102H189V101H187ZM199 102V101H198ZM244 102V101H243ZM245 102H247V101H245ZM60 103H61V101L59 100V102H57L56 104H54V109L55 110H58V109H60L59 107H60ZM65 103V102H64ZM69 103V102H68ZM81 103V102H80ZM222 103V102H221ZM253 103V102H252ZM252 103H250V104H252ZM263 103V102H262ZM76 104V103H75ZM83 104V103H82ZM98 104V103H97ZM110 104V103H109ZM108 104V105H109ZM112 104H114V103H112ZM261 104V103H260ZM84 105H86V104H84ZM96 105V104H95ZM245 105H247V103L245 104ZM257 105V104H256ZM69 106V105H68ZM77 106V105H76ZM82 106V105H81ZM111 106V105H110ZM171 106V105H170ZM175 106V105H174ZM195 106H196V104H192L190 107L188 106L187 108H185V109H182L180 112H179V114H176L175 115V118L174 119H178V118H180L181 116H186L187 114H189L190 112H192L194 109H195ZM212 106V105H211ZM216 106V105H215ZM234 106H237V104L236 103H226L225 104V106L223 107V109L221 110V108H220V111L215 115V118H212L211 120H210V132H208V133H204V134H202V135H206V134H208L209 136H211L212 137V139H213V141H209V143H207V141L208 140H203V138L200 140V144L202 145V147H201V149L203 148L206 152H205V154L207 155V158H208V160L210 161V159H212V157L214 156V154H213V152H212V150H211V148L213 147V148H217V149H219V148H223L224 146H223V143H225L224 142V140H223V138H222V134L223 133H228L229 132V129H230V127L228 126V125H226V123H224V121H225V119L227 120V118H228V114L229 113H231V112H233V108H234ZM244 106V105H243ZM242 106V107H243ZM254 106V105H253ZM263 106V105H262ZM69 107H72V106H69ZM73 107H74V105H73ZM85 107V106H84ZM87 107V106H86ZM90 107V106H89ZM104 107H107V106H104ZM112 107V106H111ZM110 107V108H111ZM138 107V106H137ZM185 107V106H184ZM251 107V106H250ZM76 108H78V107H76ZM81 108H83V107H81ZM103 108V107H102ZM115 108H116V105H115ZM170 108H172V106L170 107ZM177 108V107H176ZM248 108H249V106H248ZM254 108V107H253ZM259 108V107H258ZM43 109V108H42ZM72 109V108H71ZM113 109V108H112ZM133 109H134V107H133ZM169 109V108H168ZM174 109H175V107H174ZM205 109V108H204ZM213 109V108H212ZM250 109V108H249ZM263 109V108H262ZM51 110V109H50ZM64 110V109H63ZM90 110V109H89ZM88 110V111H89ZM97 110H98V108H97ZM121 110V109H120ZM155 110V109H154ZM167 110V109H166ZM165 110V111H166ZM178 110H180V109H178ZM215 110H216V108H215ZM44 111H45V109H44ZM54 111V110H53ZM71 111V110H70ZM77 111V110H76ZM85 111V110H84ZM109 111V110H108ZM113 111V110H112ZM159 111V110H158ZM42 112V111H41ZM69 112V111H68ZM73 112V111H72ZM79 112V111H78ZM97 112V111H96ZM163 112V111H162ZM161 112V113H162ZM215 112V111H214ZM243 112V111H242ZM31 113V112H30ZM29 113V114H30ZM44 113V112H43ZM47 113V112H46ZM45 113V114H46ZM53 113V112H52ZM63 113V112H62ZM80 113V112H79ZM120 113V112H119ZM241 113V112H240ZM254 113V112H253ZM56 114V113H55ZM84 114V113H83ZM102 114V113H101ZM118 114V113H117ZM124 114V113H123ZM127 114V113H126ZM202 114H203V112H202ZM206 114V113H205ZM204 114V115H205ZM244 114V113H243ZM255 114V113H254ZM50 115V114H49ZM69 115V114H68ZM67 115V116H68ZM70 115H72V114H70ZM95 115V114H94ZM112 115V114H111ZM114 115H115V113H114ZM121 115H122V113H121ZM156 115H158L157 113H156ZM156 115H154V116H156ZM190 115H192V114H189V116ZM211 115V114H210ZM65 116V115H64ZM104 116V115H103ZM102 116V117H103ZM132 116V115H131ZM153 116V115H152ZM167 116V115H166ZM197 116V115H196ZM230 116V115H229ZM238 116V115H237ZM243 116V115H242ZM247 117H248V115H246ZM245 116V118H247ZM253 116V115H252ZM70 117V116H69ZM74 117V116H73ZM78 117V116H77ZM94 117V116H93ZM105 117V116H104ZM136 117V116H135ZM111 118V117H110ZM113 118V117H112ZM123 118H124V115H123ZM149 118V117H148ZM151 118V117H150ZM163 118V117H162ZM169 118V117H168ZM172 118V117H171ZM185 118V117H184ZM187 118H188V115H187ZM190 118V117H189ZM195 118V117H194ZM210 118H211V116H210ZM41 119V118H40ZM78 119V118H77ZM94 119V118H93ZM116 119V118H115ZM145 119H147V118H145ZM153 119H154V117H153ZM152 119V120H153ZM158 119H159V117H158ZM43 120H45V119H43ZM70 120H71V118H70ZM97 120V119H96ZM121 120V119H120ZM124 120H125V118H124ZM155 120V119H154ZM162 119L160 118V121H161ZM164 120V119H163ZM241 120V119H240ZM250 120V119H249ZM254 120H255V123L256 124H258V125H260V126H264V112L263 113H261L260 115H258V116H256L255 115V117H254ZM253 120V121H254ZM87 121V120H86ZM100 121H102L101 119H100ZM107 121V120H106ZM127 121V120H126ZM129 121H130V119H129ZM165 121H166V119H165ZM176 121V120H175ZM180 121V120H179ZM188 121V120H187ZM242 121H243V119H242ZM252 121V122H253ZM25 122V121H24ZM77 122V121H76ZM81 122V121H80ZM79 122V123H80ZM98 122V121H97ZM118 122V121H117ZM120 122V121H119ZM144 122V121H143ZM147 122V121H146ZM150 122V121H149ZM155 122V121H154ZM153 121H152V123H154ZM163 122V121H162ZM171 122V121H170ZM173 122V121H172ZM178 122V121H177ZM177 122H174V124L175 123H177ZM184 122V121H183ZM193 122V121H192ZM198 122V121H197ZM227 122V121H226ZM44 123V122H43ZM54 123V122H53ZM78 123V122H77ZM100 123V122H99ZM103 123V122H102ZM122 123V122H121ZM134 123V122H133ZM161 123V122H160ZM166 123V122H165ZM164 123V124H165ZM202 123V122H201ZM245 123H247V122H245ZM64 124V123H63ZM86 124V123H85ZM120 124V123H119ZM169 124V123H168ZM181 124H182V122H181ZM189 124V123H188ZM198 124V123H197ZM28 125V124H27ZM68 125V124H67ZM79 125V124H78ZM93 125V124H92ZM116 125V124H115ZM121 125V124H120ZM125 125V124H124ZM131 124H130V122H129V126H130ZM135 125V124H134ZM152 125V124H151ZM157 125V124H156ZM160 125V124H159ZM163 125V124H162ZM180 125V124H179ZM186 125V124H185ZM213 125H216L217 126V130H214V131H212V128H213ZM229 125H231V124H229ZM33 126V125H32ZM37 126V125H36ZM39 126V125H38ZM51 126V125H50ZM81 126V125H80ZM91 126V125H90ZM118 126V125H117ZM127 126H128V124H127ZM148 126V125H147ZM172 126V125H171ZM256 126V125H255ZM82 127V126H81ZM85 127H87V125L85 126ZM123 127V126H122ZM134 127V126H133ZM145 127V126H144ZM168 127H169V125H168ZM198 127V126H197ZM200 127V126H199ZM207 127V126H206ZM249 127V126H248ZM20 128H22V127H20ZM26 128V127H25ZM84 128V127H83ZM90 128V127H89ZM105 128V127H104ZM127 128V127H126ZM151 128V127H150ZM149 128V129H150ZM172 128V127H171ZM178 128V127H177ZM189 128V127H188ZM38 129V128H37ZM68 129V128H67ZM112 129V128H111ZM116 129V128H115ZM155 129H157V128H155ZM186 129H187V127H186ZM215 129V128H214ZM233 129V128H232ZM252 129H254V128H252ZM257 129V128H256ZM260 129V128H259ZM21 130V129H20ZM32 130V129H31ZM82 130V129H81ZM135 130H137V129H135ZM153 131H154V129H152ZM151 130V131H152ZM166 130V129H165ZM164 130V131H165ZM171 130H173V129H171ZM18 131V130H17ZM22 131V130H21ZM26 131V130H25ZM30 131V130H29ZM64 131V130H63ZM88 132H86V137H85V139H91L90 140V142H88V140H87V142L90 144V143H92L93 144V149H91V150H89V151H87V152H82V153H80L79 151H76L75 153V155H74V157H75V161H74V163H83L85 166H86V164L88 165V166H91V167H96V166H98L99 164V162H100V160L102 159L101 158V156L103 157V155H105L106 153H108V147H111L112 145H111V141L112 140H110V139H108V133H106L104 130L102 131V132H99L98 130V133H96L95 132V130L94 129H91V130H87ZM120 131V130H119ZM156 131V130H155ZM187 131V130H186ZM253 131V130H252ZM78 132V131H77ZM115 132V131H114ZM157 132V131H156ZM160 132H161V130H160ZM179 132V131H178ZM192 132H193V130H192ZM24 133V132H23ZM27 133V132H26ZM62 133H64V132H62ZM82 133V132H81ZM120 133V132H119ZM118 133V134H119ZM136 133V132H135ZM142 133V132H141ZM147 133V132H146ZM189 133H191V132H189ZM246 133V132H245ZM242 134V136L241 137H244V138H246L247 136H246V134ZM253 133H255V132H253ZM263 133H264V131H263ZM29 134V133H28ZM59 134V133H58ZM66 134V133H65ZM113 134V133H112ZM116 134V133H115ZM117 134V135H118ZM126 134V133H125ZM124 134V135H125ZM153 134V133H152ZM194 134V133H193ZM251 134V133H250ZM64 135V134H63ZM69 135V134H68ZM82 135H84V134H82ZM81 135V136H82ZM174 135H176V134H174ZM253 135V134H252ZM51 136V135H50ZM56 136V135H55ZM85 136V135H84ZM112 136V135H111ZM114 137H115V135H113ZM119 136V135H118ZM145 136V135H144ZM157 136V135H156ZM168 136V135H167ZM182 136V135H181ZM190 136V135H189ZM192 136V135H191ZM226 136H229V134H227ZM225 136V137H226ZM257 136H258V134H257ZM257 136H256V138H257ZM67 137V136H66ZM72 137V136H71ZM145 137H147V136H145ZM144 137V138H145ZM161 137V136H160ZM171 137V136H170ZM169 137V138H170ZM174 137V136H173ZM176 137H178V136H176ZM185 137V136H184ZM237 137V136H236ZM240 137V136H239ZM60 138V137H59ZM110 138H112V137H110ZM150 138V137H149ZM162 138V137H161ZM181 138V137H180ZM187 138V137H186ZM199 138V137H198ZM201 138V137H200ZM259 138V137H258ZM256 139L257 141L259 140V139ZM58 139V138H57ZM68 139V138H67ZM115 139V138H114ZM155 139V138H154ZM167 139V138H166ZM176 139V138H175ZM183 139H185V138H183ZM188 139H190V138H188ZM193 139V138H192ZM197 139V138H196ZM211 139V140H212ZM250 139V138H249ZM45 140V139H44ZM69 140V139H68ZM72 140H73V138H72ZM120 140V139H119ZM133 140V139H132ZM146 140H148L147 138H146ZM182 140V139H181ZM191 140V139H190ZM239 140V139H238ZM248 140V139H247ZM252 140V139H251ZM260 140H261V136H260ZM60 141V140H59ZM85 141V140H84ZM121 141V140H120ZM156 141V140H155ZM160 141V140H159ZM170 141H171V139H170ZM183 141V140H182ZM186 141V140H185ZM193 141V140H192ZM244 141V140H243ZM55 142V141H54ZM58 142V141H57ZM67 142V141H66ZM79 142V141H78ZM141 142V141H140ZM143 142V141H142ZM163 142V141H162ZM179 142V141H178ZM184 142V141H183ZM197 142V141H196ZM199 142V141H198ZM247 142V141H246ZM245 142V143H246ZM249 142V141H248ZM247 142V143H248ZM47 143H48V141L47 142H44V144H43V146L44 145H46L47 146ZM81 143V142H80ZM119 142H117V144H118ZM127 143V142H126ZM130 143V142H129ZM194 143V142H193ZM192 143V144H193ZM234 143V142H233ZM258 143H259V141H258ZM262 143H263V141H262ZM19 144H22V146H24V149H21V147L19 146ZM49 144V143H48ZM54 144V143H53ZM60 144V143H59ZM82 144V143H81ZM137 144V143H136ZM142 144V143H141ZM152 144H154V143H152ZM166 144V143H165ZM241 144V143H240ZM250 144V143H249ZM255 144V143H254ZM85 145V144H84ZM115 145V144H114ZM124 145V144H123ZM133 145H134V143H133ZM145 145V144H144ZM167 145V144H166ZM262 145V144H261ZM57 146V145H56ZM55 146V147H56ZM60 146V145H59ZM61 146H63V145H61ZM72 146H74L73 144H72ZM77 146V145H76ZM83 146V145H82ZM141 146V145H140ZM159 146V145H158ZM173 146V145H172ZM263 146H264V144H263ZM45 147V146H44ZM79 147V146H78ZM81 147V146H80ZM137 147V146H136ZM139 147V146H138ZM160 147H164V145L163 144H161L160 143ZM168 147V146H167ZM166 147V148H167ZM192 147V146H191ZM252 147V146H251ZM260 147V146H259ZM39 148V147H38ZM64 148H66V147H64ZM69 148H70V145H69ZM82 148V147H81ZM89 148V147H88ZM87 148V149H88ZM119 148V147H118ZM140 148H142V147H140ZM178 148V147H177ZM182 148H183V146H182ZM242 148V147H241ZM254 148H257V147H254ZM36 149V148H35ZM47 149V148H46ZM78 148H76V150H77ZM129 149V148H128ZM133 149V148H132ZM192 149V148H191ZM263 149V148H262ZM43 150V149H42ZM59 150V149H58ZM65 150H67V149H65ZM70 150V149H69ZM83 150H84V148H83ZM113 150V149H112ZM121 150H122V147H121ZM138 150V149H137ZM142 150V149H141ZM154 150V149H153ZM160 150V149H159ZM165 150V149H164ZM193 150V149H192ZM237 150V149H236ZM261 150V149H260ZM22 151V152H21ZM44 151V150H43ZM42 151V152H43ZM144 151V150H143ZM142 151V152H143ZM155 151V150H154ZM162 151V150H161ZM160 151V152H161ZM177 151H178V149H177ZM231 151V150H230ZM54 152H55V150H54ZM56 152H58V151H56ZM64 152V151H63ZM65 152H67V151H65ZM118 152H120V151H118ZM118 152L117 151H113V152H111V155L113 156V157H119V154H118ZM123 152V151H122ZM133 152H136V150L135 151H133ZM147 152H149V151H147ZM166 152V151H165ZM187 152V151H186ZM196 152V151H195ZM198 152V151H197ZM254 152V151H253ZM253 152H252V154H253ZM260 152V151H259ZM70 153V152H69ZM74 153V152H73ZM129 153V152H128ZM139 153V152H138ZM144 153V152H143ZM192 154L194 153V152H191ZM257 153H258V151H257ZM263 153V152H262ZM261 153V154H262ZM59 154V153H58ZM66 154V153H65ZM137 154V153H136ZM140 154V153H139ZM147 154V153H146ZM164 154V153H163ZM173 154H174V152H173ZM175 154H178V153H176L175 152ZM195 154V153H194ZM202 154V153H201ZM238 154V153H237ZM264 154V153H263ZM50 155V154H49ZM109 155V154H108ZM134 155V154H133ZM149 155V154H148ZM155 155V154H154ZM153 155V156H154ZM171 155V154H170ZM183 155V154H182ZM197 155V154H196ZM200 155V154H199ZM218 155V154H217ZM250 155V154H249ZM257 155V154H256ZM37 156V157H36ZM65 156V155H64ZM121 156V155H120ZM130 156V155H129ZM128 156V157H129ZM141 156H143L142 154H141ZM146 156V155H145ZM151 156V155H150ZM150 156H148V157H150ZM165 156H166V154H165ZM221 156V155H220ZM244 156V155H243ZM251 156V155H250ZM249 156V157H250ZM258 156H261V157H264V156H262V155H258ZM62 157V156H61ZM66 157V156H65ZM64 157V158H65ZM135 157V156H134ZM172 157V156H171ZM170 157V158H171ZM242 157V156H241ZM261 157H259V158H261ZM37 158V159H36ZM39 158V159H38ZM70 158V157H69ZM101 158V159H100ZM143 158H144V156H143ZM146 158V157H145ZM155 158V157H154ZM161 158V157H160ZM182 158V157H181ZM194 158V157H193ZM200 158V157H199ZM129 159V158H128ZM136 159V158H135ZM167 159V158H166ZM173 159V158H172ZM182 159H184V158H182ZM198 159V158H197ZM205 159V158H204ZM241 159V158H240ZM246 159V158H245ZM255 159V158H254ZM254 159H252V160H254ZM56 160V159H55ZM66 160H67V158H66ZM104 160V159H103ZM132 160V159H131ZM138 160V159H137ZM164 160V159H163ZM162 160V161H163ZM180 160V159H179ZM219 160V159H218ZM234 160V159H233ZM257 160H258V158H257ZM59 161V160H58ZM68 161V160H67ZM66 161V162H67ZM71 161V160H70ZM84 161V162H83ZM119 161V160H118ZM129 161V160H128ZM135 161V160H134ZM141 161V160H140ZM143 161V160H142ZM145 161H146V159H145ZM148 161V160H147ZM152 161V160H151ZM173 161H174V159H173ZM176 161H178V160H176ZM195 161H197L196 160V157H195ZM194 161V164L193 165H195L196 163H198V162H195ZM200 161V160H199ZM104 162V161H103ZM106 162V161H105ZM104 162V163H105ZM136 162V161H135ZM149 162V161H148ZM175 162V161H174ZM192 162V161H191ZM218 162V161H217ZM256 162V161H255ZM264 162V161H263ZM72 163V162H71ZM86 163V164H85ZM120 163V162H119ZM133 163V162H132ZM139 163V162H138ZM143 163V162H142ZM154 163H156V162H154ZM160 163H162V162H160ZM166 163V162H165ZM186 163V162H185ZM204 163V162H203ZM213 163V162H212ZM239 163V162H238ZM246 163H247V161H246ZM245 163V164H246ZM259 163V162H258ZM257 163V164H258ZM68 164V163H67ZM107 163H105L104 165H106ZM139 164H141V163H139ZM153 164V163H152ZM167 164V163H166ZM178 164V163H177ZM189 164H190V162H189ZM232 164H233V162H232ZM243 164H244V162H243ZM252 164V163H251ZM11 165H13L14 166V169H13V171H12V167L10 168V166ZM72 164H70V166H71ZM149 165V164H148ZM154 165V164H153ZM161 165H163V164H161ZM192 165V166H193ZM241 165H242V163H241ZM69 166V167H70ZM107 166V165H106ZM115 166V165H114ZM118 166V165H117ZM117 166H116V168H117ZM123 166V165H122ZM125 166V165H124ZM123 166V167H124ZM129 166V165H128ZM159 166V165H158ZM164 166V165H163ZM178 166V165H177ZM180 166V165H179ZM187 166H189V165H187ZM186 165H184V164H181V167L178 169V173L177 174H179L180 176L181 175H187V173H188V170L189 169H191V166L190 167H187ZM220 166V165H219ZM222 166V165H221ZM258 166H259V164H258ZM257 166V167H258ZM262 166V165H261ZM73 167V166H72ZM194 167V166H193ZM80 168V167H79ZM100 168H102L101 166H100ZM106 168V167H105ZM109 168V167H108ZM131 168V167H130ZM138 168V167H137ZM141 168H142V166H141ZM145 168V167H144ZM173 168V167H172ZM220 168V167H219ZM239 168V167H238ZM260 168V167H259ZM72 169V168H71ZM74 169V168H73ZM92 169V168H91ZM151 169V168H150ZM162 169V168H161ZM197 169V168H196ZM199 169V168H198ZM206 169H208V168H206ZM231 169V168H230ZM244 169V168H243ZM26 171V173H29L30 174V176L28 177V178H23V180L21 179V180H17V176L19 175V173L21 172V175L23 174V172H25ZM28 170V171H27ZM67 170H68V168H67ZM78 171H79V169H77ZM97 170V169H96ZM101 172H102V174H103V176L104 177H109L108 176V173H107V171L108 170H102V169H99ZM133 170V169H132ZM136 170V169H135ZM152 170V169H151ZM240 170V169H239ZM237 171L238 173H240V171ZM258 170H260V169H258ZM263 170V169H262ZM261 170V171H262ZM54 171H53V173H54ZM73 171V170H72ZM71 171V172H72ZM76 171V170H75ZM134 171V170H133ZM138 171V170H137ZM144 171V170H143ZM161 171V172H162ZM174 171H176V170H174ZM201 172H202V170H200ZM225 171H226V169H225ZM247 171H248V169H247ZM86 172H88V171H86ZM99 172V171H98ZM123 172V171H122ZM145 172H146V170H145ZM151 172V171H150ZM153 172V171H152ZM194 172H195V170H194ZM230 172V171H229ZM245 172H246V169H245ZM252 172H253V170H252ZM256 172V171H255ZM254 172V173H255ZM260 172V171H259ZM258 172V173H259ZM75 173H77V172H75ZM84 173V172H83ZM95 174H96V171L94 172ZM111 173V172H110ZM133 173V172H132ZM136 173V172H135ZM190 173V172H189ZM232 173V172H231ZM230 173V174H231ZM248 173H250V171L248 172ZM257 173V174H258ZM260 173H263L264 174V171L263 172H260ZM59 174V173H58ZM63 174V173H62ZM68 174H69V172H68ZM67 174V175H68ZM79 174V173H78ZM99 174V173H98ZM112 174H113V172H112ZM118 174H119V171H118ZM124 174V173H123ZM122 174V175H123ZM131 174V173H130ZM196 174V173H195ZM234 174V173H233ZM28 175V174H27ZM56 175H57V173H56ZM81 175V174H80ZM132 175V174H131ZM150 175V174H149ZM154 175H155V173H154ZM153 175V176H154ZM199 175V174H198ZM227 175V174H226ZM248 175V174H247ZM252 175V174H251ZM255 176H257L256 174H254ZM69 176H71V175H69ZM95 176V175H94ZM112 176V175H111ZM124 176V175H123ZM129 176V175H128ZM133 176V175H132ZM188 176V175H187ZM190 176V175H189ZM196 176V175H195ZM231 176H233L232 174H231ZM253 176V175H252ZM19 177V176H18ZM57 177V176H56ZM67 177V176H66ZM65 177V178H66ZM89 177V176H88ZM98 177H100V176H98ZM183 177V176H182ZM192 177V176H191ZM200 177H203V176H200ZM228 177H230V176H228ZM234 177H235V175H234ZM237 178H238V176H236ZM241 177H242V172H241ZM259 177V176H258ZM262 177V176H261ZM264 177V176H263ZM60 178V177H59ZM63 177L61 176V178L60 179H62ZM70 178V177H69ZM74 178V177H73ZM77 179H75L74 180V183H76V184H78L77 185V187H78V189H77V187H76V193L79 195V194H82L83 192H84V190L86 189V187L88 186V184H89V182H90V179H91V177H89L88 179H82V178H84V177H82V178H78V177H76ZM118 178V177H117ZM122 178V177H121ZM124 178V177H123ZM150 178V177H149ZM152 178V177H151ZM155 178V177H154ZM158 178V177H157ZM205 178H207V177H205ZM204 178V179H205ZM208 178H211V177H208ZM221 178V177H220ZM225 178V177H224ZM231 178V177H230ZM229 178V179H230ZM251 178V177H250ZM50 179V180H49ZM99 179V178H98ZM112 179V178H111ZM148 179V178H147ZM153 179V178H152ZM174 179V178H173ZM202 179V178H201ZM241 179H243V178H241ZM240 179V180H241ZM260 179H262V178H260ZM58 180V179H57ZM93 180V179H92ZM117 180V179H116ZM127 180V179H126ZM129 180V179H128ZM137 180V179H136ZM175 180V179H174ZM200 179H199V176H198V178H195V180L193 179V181L194 182H190L191 184H189V185H194V187L196 188V189H202V188H205V186H204V184H200V183H198V181H199ZM207 180V179H206ZM209 180V179H208ZM216 180V179H215ZM214 180V181H215ZM239 180V179H238ZM245 180V179H244ZM253 180V179H252ZM60 181V180H59ZM63 181H64V179H63ZM73 181V180H72ZM88 181V182H87ZM94 181V180H93ZM99 181V180H98ZM107 181V180H106ZM109 181V180H108ZM114 181V180H113ZM149 181H150V179H149ZM148 181V182H149ZM220 181V180H219ZM224 181V180H223ZM255 181H257V179L255 180ZM61 182H62V180H61ZM71 182V181H70ZM126 182V181H125ZM124 182V183H125ZM152 182V181H151ZM150 182V183H151ZM200 182V181H199ZM202 182H203V180H202ZM221 182V181H220ZM239 182V181H238ZM67 183V182H66ZM117 183V182H116ZM147 183V182H146ZM215 183H217V182H215ZM234 183V182H233ZM261 183H262V180H261ZM68 184H69V182H68ZM68 184H66V186H67V188L68 187H70V186H68ZM70 184H72V183H70ZM93 184V183H92ZM109 184V183H108ZM123 184V183H122ZM137 184V183H136ZM141 184V183H140ZM149 183H147V185H148ZM219 184V183H218ZM224 184V183H223ZM223 184H222V186H223ZM228 184V183H227ZM264 184V183H263ZM63 185V184H62ZM61 185V186H62ZM94 185V184H93ZM99 185V184H98ZM105 185V184H104ZM130 185V184H129ZM132 185V184H131ZM137 185H139V184H137ZM192 185V186H193ZM232 185V184H231ZM240 185H242V184H240ZM244 185V184H243ZM100 187H101V185H99ZM106 186H107V184H106ZM111 186V185H110ZM114 186V185H113ZM118 186V185H117ZM128 186V185H127ZM135 186V185H134ZM140 186V185H139ZM204 186V187H203ZM210 186V185H209ZM209 186H207V187H209ZM221 186V187H222ZM258 186H259V190H260V183H258V181L257 182H253V181H251V182H249V183H246V186L244 187L243 186V191H241V192H252V191H254L255 189H257L258 188ZM63 187H65V186H63ZM62 187V188H63ZM103 187V186H102ZM109 187V186H108ZM131 187V186H130ZM136 187V186H135ZM142 187V186H141ZM167 187V186H166ZM191 187V186H190ZM206 187V188H207ZM262 187L264 188V186L262 185ZM94 188V187H93ZM114 188V187H113ZM123 188V187H122ZM121 188V189H122ZM133 188V187H132ZM138 188V187H137ZM163 188V187H162ZM169 188V187H168ZM194 188V189H195ZM89 189V188H88ZM117 189V188H116ZM127 189V188H126ZM139 189V188H138ZM185 189V188H184ZM187 189V188H186ZM217 189V188H216ZM223 189V188H222ZM232 189V188H231ZM234 189V188H233ZM240 189V188H239ZM73 190V189H72ZM104 190V189H103ZM110 190H113L114 191V189H110ZM130 190V189H129ZM144 190H145V188H144ZM226 190V189H225ZM88 191V190H87ZM99 191V190H98ZM178 191V190H177ZM185 191V190H184ZM195 191V190H194ZM199 191V190H198ZM197 191V192H198ZM205 191V190H204ZM207 191V190H206ZM209 191V190H208ZM213 191H214V188H213ZM231 191V190H230ZM238 191V190H237ZM91 192H92V190H91ZM94 192V191H93ZM100 192V191H99ZM110 192H112V191H110ZM127 192V191H126ZM144 192V191H143ZM162 192V191H161ZM181 192V191H180ZM191 192V191H190ZM196 192V191H195ZM211 192H212V190H211ZM235 192H236V190H235ZM259 192V191H258ZM56 193V192H55ZM85 193H87V192H85ZM95 193V192H94ZM101 193V192H100ZM105 193V192H104ZM187 193V192H186ZM189 193V192H188ZM213 193V192H212ZM216 193V192H215ZM228 193V192H227ZM237 193V192H236ZM240 193V192H239ZM91 194V193H90ZM89 194V195H90ZM97 194V193H96ZM116 194V193H115ZM124 194V193H123ZM128 194V193H127ZM133 194H135V193H133ZM139 194V193H138ZM176 194V193H175ZM61 195V196H60ZM98 195V194H97ZM101 195V194H100ZM104 195V194H103ZM107 195V194H106ZM136 195V194H135ZM142 195V194H141ZM179 195V194H178ZM187 195V194H186ZM204 195H206V194H204ZM223 195V194H222ZM243 195V194H242ZM83 196V195H82ZM120 196V195H119ZM177 196V195H176ZM225 196H227V195H225ZM233 196V195H232ZM243 196H245V195H243ZM246 196H247V194H246ZM245 196V197H246ZM109 197V196H108ZM141 197V196H140ZM174 197V196H173ZM180 197V196H179ZM207 197V196H206ZM211 197V196H210ZM66 198V199H65ZM76 198V197H75ZM74 198V199H75ZM84 198V197H83ZM90 198L92 199V197L90 196ZM100 198H103V197H100ZM144 198V197H143ZM187 198V197H186ZM198 198V197H197ZM74 199H72V200H74ZM184 199V198H183ZM58 200V201H57ZM93 200V199H92ZM95 200V199H94ZM97 200V199H96ZM105 200H106V198H105ZM181 200V199H180ZM187 200V199H186ZM185 200V201H186ZM57 201V202H56ZM85 201V200H84ZM103 201H104V198H103ZM109 201H111V200H109ZM187 201H189V200H187ZM186 201V202H187ZM69 202V201H68ZM83 201H81V203H82ZM86 202V201H85ZM96 202V201H95ZM100 202V201H99ZM107 202H108V200H107ZM191 202H192V200H191ZM72 203V202H71ZM79 203V202H78ZM89 203V202H88ZM97 203V202H96ZM100 203H102V202H100ZM106 203V202H105ZM174 203V202H173ZM172 203V204H173ZM83 204V203H82ZM85 204V203H84ZM94 204V203H93ZM98 204V203H97ZM109 204V203H108ZM183 204V203H182ZM181 204V205H182ZM186 204V203H185ZM55 205V206H54ZM58 205V206H59ZM70 205V204H69ZM106 205H107V203H106ZM105 205V206H106ZM176 205V204H175ZM83 206V205H82ZM81 206V207H82ZM108 206V205H107ZM147 206V207H146ZM167 206V205H166ZM77 207V206H76ZM80 207V208H81ZM93 207V206H92ZM149 207V208H148ZM171 207V206H170ZM68 208V207H67ZM89 208V207H88ZM174 208V207H173ZM77 209V208H76ZM79 209V208H78ZM122 209H124L125 211H126V214H127V216L126 215H121L119 212L122 210ZM148 209V210H147ZM164 209V208H163ZM176 209H178V208H176ZM247 210L249 209L248 207L246 208ZM250 209H251V207H250ZM249 209V210H250ZM262 209V208H261ZM57 210H58V208H57ZM86 210V209H85ZM95 210V209H94ZM109 210V209H108ZM161 210H162V208H161ZM253 210V209H252ZM255 210H257V209H255ZM263 210V209H262ZM51 211V212H50ZM60 211V210H59ZM67 211V210H66ZM81 211V210H80ZM123 211V210H122ZM174 211H176V210H174ZM245 211V210H244ZM52 213L50 216H48V217H46V215L48 214V213ZM77 212V211H76ZM105 212V211H104ZM107 212V211H106ZM164 212V211H163ZM169 212V211H168ZM245 212H247V211H245ZM252 212V211H251ZM123 213V212H122ZM161 213V212H160ZM248 213H250V212H248ZM254 213V212H253ZM256 213V212H255ZM62 214V213H61ZM65 214V213H64ZM72 214V213H71ZM70 214V215H71ZM85 214V213H84ZM97 214V213H96ZM100 214V213H99ZM104 214V213H103ZM125 214V213H124ZM159 214V213H158ZM170 214V213H169ZM177 214H179V213H177ZM243 214H244V212H243ZM242 213H241V215H243ZM261 213H259L258 215H260ZM79 215H81V213L79 214ZM88 215V214H87ZM102 215V214H101ZM110 215V214H109ZM151 215V214H150ZM160 215H162V214H160ZM171 215H173V214H171ZM249 216H250V214H248ZM254 215V214H253ZM165 216H167V215H165ZM174 216V215H173ZM172 216V217H173ZM176 216V215H175ZM51 217H53L52 219H50ZM92 217V216H91ZM94 217V216H93ZM92 217V218H93ZM106 217V216H105ZM134 217V218H133ZM147 217V216H146ZM154 217H156L155 215H154ZM159 217V216H158ZM169 217H170V215H169ZM241 217V216H240ZM248 217V216H247ZM74 218V217H73ZM87 218V217H86ZM101 218V217H100ZM145 218V217H144ZM153 218V217H152ZM163 218V217H162ZM239 218V217H238ZM242 218H243V221H244V217L242 216ZM56 219V220H55ZM143 219V218H142ZM177 219H179V218H177ZM247 218H245V220H246ZM65 220V219H64ZM82 220V219H81ZM89 220H90V218H89ZM92 220V219H91ZM101 220V219H100ZM137 220V219H136ZM135 220V221H136ZM153 220V219H152ZM163 220V219H162ZM164 220H165V218H164ZM239 220H241L240 218H239ZM143 221H145V220H143ZM142 221V222H143ZM147 221H150V220H147ZM171 221H172V219H171ZM173 221H174V219H173ZM242 221V220H241ZM77 222V221H76ZM89 222V221H88ZM156 222H157V220H156ZM161 222V221H160ZM174 222H176V221H174ZM71 223V222H70ZM153 223V222H152ZM162 223V222H161ZM165 222H163V224H164ZM169 223V222H168ZM172 223V222H171ZM233 223V222H232ZM245 223V222H244ZM247 223H248V225H250V226H252L254 229H256L257 231H259V232H257V233H260V231L263 233V231H264V219L263 218H261V217H252V215L250 216V218H248V221H247ZM67 224V223H66ZM86 224V223H85ZM141 224V223H140ZM147 224V223H146ZM163 224H162V226H163ZM239 224V223H238ZM83 225V224H82ZM142 225V224H141ZM145 225V224H144ZM151 225V224H150ZM236 225V224H235ZM73 226V225H72ZM136 226V225H135ZM154 226V225H153ZM160 226V225H159ZM161 226V227H162ZM177 226V225H176ZM179 226V225H178ZM77 227H78V225H77ZM144 227V226H143ZM156 227V226H155ZM169 227H171V226H169ZM174 227V226H173ZM237 227V226H236ZM240 227V226H239ZM242 227V226H241ZM64 228V227H63ZM69 228V227H68ZM80 228V227H79ZM78 228V229H79ZM158 228V227H157ZM196 228V227H195ZM67 229V228H66ZM81 229H83V228H81ZM146 229V228H145ZM152 229V228H151ZM194 229V228H193ZM228 229V228H227ZM250 229V228H249ZM253 229V230H254ZM73 230V229H72ZM144 230V229H143ZM159 230H161V228L159 229ZM176 230H178V228H176ZM175 230V231H176ZM206 230H207V228H206ZM208 230H209V228H208ZM242 230H243V228H242ZM80 231V230H79ZM119 231H118V233H119ZM151 231V230H150ZM162 231V230H161ZM165 231H166V229H165ZM168 231H169V228H168ZM172 231V230H171ZM169 232V233H172V232ZM174 231V232H175ZM179 231H181V230H179ZM199 231H201L200 229H199ZM250 231V230H249ZM66 232V231H65ZM72 232V231H71ZM76 232V231H75ZM115 232V231H114ZM134 232V231H133ZM138 232V231H137ZM207 232V231H206ZM62 233V232H61ZM88 233V232H87ZM140 233H141V231H140ZM139 233V234H140ZM152 233V232H151ZM150 233V234H151ZM154 233V232H153ZM256 233V234H257ZM262 233H261V235H262ZM84 234V233H83ZM86 234V233H85ZM138 234V235H139ZM156 235H157V233H155ZM155 234H154V236H155ZM174 234V233H173ZM193 234H194V232H193ZM81 235V234H80ZM80 235H78L79 237H80ZM111 235V234H110ZM114 235V234H113ZM116 235H118L117 233H116ZM159 235V234H158ZM197 235V234H196ZM210 235H212V234H210ZM228 235V234H227ZM226 235V236H227ZM249 235H251V234H249ZM252 235H253V233H252ZM65 236H67L68 237V235H65ZM108 236V235H107ZM112 236V235H111ZM119 237H120V234L118 235ZM137 236V235H136ZM151 236V235H150ZM191 236V235H190ZM199 236V235H198ZM225 236V237H226ZM254 236V235H253ZM73 237V236H72ZM94 237H98V238H96V239H94ZM118 237V238H119ZM142 237V236H141ZM148 237V236H147ZM201 237H203V236H201ZM208 237V236H207ZM210 237H212V236H210ZM221 237V236H220ZM223 237V236H222ZM249 237H251V236H249ZM257 237L258 236H256V239H257ZM259 237H260V234H259ZM61 238V237H60ZM65 238V237H64ZM105 238V237H104ZM104 238H103V240H104ZM107 238V237H106ZM105 238V239H106ZM109 238V237H108ZM140 238V237H139ZM218 238V237H217ZM217 238L215 239L216 241H218L217 240ZM229 239L231 238V236L230 237H228ZM235 238V237H234ZM253 238H255V237H253ZM59 239V238H58ZM68 239V238H67ZM67 239H65L66 241H67ZM110 239V238H109ZM121 239V238H120ZM119 239V240H120ZM203 239H205V238H203ZM221 239V238H220ZM56 240V239H55ZM63 240V239H62ZM126 240L127 239H125V243H126ZM130 240V239H129ZM141 240V239H140ZM149 240H150V238H149ZM152 240V239H151ZM210 240V239H209ZM64 241V240H63ZM254 241H256V240H254ZM254 241H252L253 243H255ZM56 242V241H55ZM85 242H87V243H85ZM117 242H119V241H117ZM130 242V241H129ZM168 242V241H167ZM203 242V241H202ZM213 242V241H212ZM228 242V241H227ZM230 243H231V241H229ZM62 243V242H61ZM101 243V242H100ZM123 243V242H122ZM121 243V244H122ZM134 243V242H133ZM142 243H144V242H142ZM219 243V242H218ZM225 243H226V240H225ZM256 243H259V242H256ZM128 244H130V243H128ZM207 244V243H206ZM205 244V245H206ZM224 244V243H223ZM57 245V244H56ZM168 245V244H167ZM60 246V245H59ZM98 246V245H97ZM103 246V245H102ZM123 247H125V245H122ZM131 246V245H130ZM130 246H128V247H130ZM137 246V245H136ZM142 246V245H141ZM141 246H139V247H141ZM164 246V245H163ZM175 246V245H174ZM204 246V245H203ZM257 246V245H256ZM57 247H58V245H57ZM61 247V246H60ZM143 247H144V245H143ZM166 247V246H165ZM207 248H208V246H206ZM218 247V246H217ZM258 247H260V244H258ZM117 248V247H116ZM115 248V249H116ZM119 248V247H118ZM117 248V249H118ZM135 248V247H134ZM146 248V247H145ZM144 248V249H145ZM179 248V247H178ZM207 248H205V250L206 251H209V250H207ZM103 249V248H102ZM114 249V248H113ZM121 249V248H120ZM123 249V248H122ZM163 249V248H162ZM165 249V248H164ZM175 249V248H174ZM173 249V250H174ZM183 249V248H182ZM209 249H211V248H209ZM55 250V251H54ZM124 250V249H123ZM126 250V249H125ZM146 250V249H145ZM166 250V249H165ZM176 250V249H175ZM53 251V252H52ZM128 251V250H127ZM178 251V250H177ZM198 251V250H197ZM110 252V251H109ZM122 252V251H121ZM124 252V251H123ZM133 252V251H132ZM146 252V251H145ZM150 252V251H149ZM169 252V251H168ZM173 252V251H172ZM103 253V252H102ZM144 253V252H143ZM147 253V252H146ZM152 253V252H151ZM155 253V252H154ZM163 253H164V251H163ZM107 254H109V253H107ZM111 254V253H110ZM128 254H130V253H128ZM132 254V253H131ZM177 254V253H176ZM175 254V255H176ZM180 254H181V252H180ZM187 254V253H186ZM190 254V253H189ZM78 255V254H77ZM100 255H101V253H100ZM118 255H120L119 253H118ZM132 255H134V254H132ZM145 255H147V254H145ZM160 255V254H159ZM161 255H162V252H161ZM160 255V256H161ZM185 255V254H184ZM222 255V254H221ZM111 256V255H110ZM124 256V255H123ZM156 256V255H155ZM165 256V255H164ZM239 256V255H238ZM119 257V256H118ZM132 257V256H131ZM149 257V256H148ZM158 257V256H157ZM195 257V256H194ZM193 257V258H194ZM200 257V256H199ZM41 258H43V260L41 261V262H39L38 260L39 259H41ZM78 258V257H77ZM91 258H93L94 259V257H91ZM96 258V259H97ZM107 258V257H106ZM106 258H105V261H107L106 260ZM141 258V257H140ZM176 258V257H175ZM177 258H178V256H177ZM104 259V258H103ZM108 259V258H107ZM112 259H115V258H111V260ZM124 259V258H123ZM221 259V258H220ZM238 259V258H237ZM261 259V258H260ZM71 260V259H70ZM78 260H79V258H78ZM77 260V261H78ZM122 260V258L120 259V261ZM125 261L124 262H126V259H124ZM134 260V259H133ZM240 260H241V258H240ZM242 260H243V258H242ZM264 260V259H263ZM88 262H90L89 260H87ZM95 261V260H94ZM103 261V260H102ZM104 261V262H105ZM109 261V260H108ZM107 261V262H108ZM115 261V260H114ZM129 261V260H128ZM194 261V260H193ZM221 261V260H220ZM237 261H239V260H237ZM71 262V261H70ZM96 263L95 264H97L98 262H97V260L95 261ZM110 262V261H109ZM112 262V261H111ZM130 262V261H129ZM132 262V261H131ZM239 262H241V261H239ZM238 262V263H239ZM91 263V262H90ZM100 263H101V261H100ZM114 263V262H113ZM115 263H118V262H115ZM120 263V262H119ZM121 263H123V262H121ZM120 263V264H121ZM231 263H233V262H231ZM237 263V262H236ZM237 263V264H238ZM254 263H256V262H254ZM82 264H83V261H82ZM94 264V263H93ZM101 264H103V263H101ZM108 264V263H107ZM112 264V263H111ZM196 264V263H195Z\"/></svg>",
    "mask_w": 264,
    "mask_h": 264
}]
</instances>
